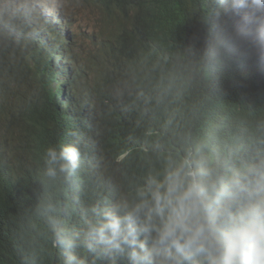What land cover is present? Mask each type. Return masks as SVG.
I'll return each mask as SVG.
<instances>
[{
	"label": "clouds",
	"instance_id": "9594fccd",
	"mask_svg": "<svg viewBox=\"0 0 264 264\" xmlns=\"http://www.w3.org/2000/svg\"><path fill=\"white\" fill-rule=\"evenodd\" d=\"M29 1L32 5L21 10L0 0V66L12 69L10 86L21 94L18 102L0 91V152L4 135L20 123L24 140L18 151H4L0 174L20 180L18 163L29 177L30 189L46 182L53 188L44 196L45 209L56 213L65 230L84 234L79 241L88 255L86 264H163L158 259L163 253L158 226L145 221L155 216L178 219L182 208L172 203L169 211L166 198L154 191V206L139 214L137 181L146 178L145 154H132L111 135L115 120L104 118L93 133L89 131L100 111L92 105L90 87L98 69L116 55L105 37L120 36L122 27L134 36L140 29V14L128 13L126 6L112 8V0ZM210 3L214 18L208 30L191 31L196 58L191 50L186 64L199 68L192 77L208 90V98L212 88L219 91V99L210 103L207 98L205 106L232 127L220 135L209 125V135L222 140L224 161L246 183L236 194L228 192L229 183L222 193L225 215L234 225L231 235L238 243L227 264H264V0ZM188 14L191 20L196 16L192 9ZM10 42L20 44L18 51L8 47ZM29 48L37 51L35 58ZM214 68L216 74L203 81L207 70ZM42 72L50 74L47 88L29 100V84ZM140 76L121 79L116 88L117 104L138 119L141 110L128 95L137 96ZM231 80L233 97L226 95ZM122 89L127 94L120 101ZM28 105L36 108L33 125L24 118ZM128 142L126 137L127 146ZM139 147L148 150L146 144ZM85 190H92L90 198L82 197ZM67 197L77 210L63 218L60 207H66ZM166 227L160 224V229ZM72 262L80 264L78 259Z\"/></svg>",
	"mask_w": 264,
	"mask_h": 264
},
{
	"label": "trees",
	"instance_id": "16d2710c",
	"mask_svg": "<svg viewBox=\"0 0 264 264\" xmlns=\"http://www.w3.org/2000/svg\"><path fill=\"white\" fill-rule=\"evenodd\" d=\"M112 3V8L126 6L128 13L140 14L141 24L134 36L122 27L120 36L105 37L112 44L110 51L116 55L107 66L98 69L90 87L92 105L100 111L90 123L89 131L93 133L104 118L115 120L111 135L132 154H145L146 178L140 177L137 181L139 214L154 206L155 190L166 198L169 211L172 203L182 208L176 213L178 219L167 221L163 216H155L145 221L159 224L158 244L163 245V253L158 255L160 262L227 264L225 260L238 243L231 235L234 225L231 226L225 215L222 193L226 190L220 188V179L236 178V185L228 189L233 194L243 191L246 183L238 180L237 172L233 174L224 161L222 140H212L209 135V125L221 135L224 128L231 129L232 124L219 120L216 112L212 115L206 108L208 90L192 77L199 68L186 64L191 50L196 58L191 31L208 30L214 18L210 0H112ZM190 9L196 13L193 20L188 14ZM8 47L18 51L20 44L10 42ZM29 55L35 58L37 51L29 48ZM12 72L10 67L0 66V91L20 102L19 90L10 86L14 81ZM212 72L216 74V69H208L203 81H209ZM139 75L137 96L128 95L141 110L138 119L135 114L128 115L124 111L127 107L119 103L118 106L116 88L121 79ZM49 80L50 74L42 72L37 81L29 84L28 99H37V92L41 88L45 90ZM233 83L234 80L227 83L229 97L235 95ZM126 94L122 89L119 100H124ZM219 97V91L212 88L209 102ZM35 110L28 105L24 113V118L32 125L36 123ZM21 132L22 123L4 135L0 159L5 150L18 151L24 143ZM27 133L30 130H26ZM126 137H129L128 146L124 143ZM141 144L147 145L146 152L140 149ZM15 167L21 178L18 181L0 174V264H74V259L86 264L88 255L79 241L84 234L79 232L78 236H73L58 221L56 213L45 209L44 196L53 188L46 182L30 189L25 169L18 163ZM91 195L92 190H85L82 197ZM229 198L234 201L233 197ZM66 200V207H60L63 218L77 210L71 204V197ZM161 223L167 227L160 229Z\"/></svg>",
	"mask_w": 264,
	"mask_h": 264
},
{
	"label": "rangeland",
	"instance_id": "374dc122",
	"mask_svg": "<svg viewBox=\"0 0 264 264\" xmlns=\"http://www.w3.org/2000/svg\"><path fill=\"white\" fill-rule=\"evenodd\" d=\"M8 1H9V7H11L13 5V6H15L16 9H21V10H24L25 7H28L29 5H32V3H33L29 0H8ZM238 180H242V178H239ZM229 183H230V185H236V183H237L236 178L232 177L231 179H228L226 176H224L222 181H221L222 185H220V188L226 189V187L229 185ZM155 192H157V191L155 190ZM157 194L159 195L158 192H157ZM224 224H225V222H224ZM153 225H154V227L158 226L157 222H154ZM66 231L69 232L67 227H66ZM77 234H78L77 231H75L72 235L77 236ZM225 261H228V260H225Z\"/></svg>",
	"mask_w": 264,
	"mask_h": 264
}]
</instances>
